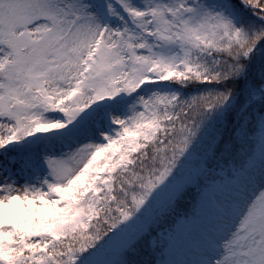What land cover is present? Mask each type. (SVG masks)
<instances>
[{"label": "snow or ice", "instance_id": "6c2138e0", "mask_svg": "<svg viewBox=\"0 0 264 264\" xmlns=\"http://www.w3.org/2000/svg\"><path fill=\"white\" fill-rule=\"evenodd\" d=\"M0 264H264V0H0Z\"/></svg>", "mask_w": 264, "mask_h": 264}]
</instances>
